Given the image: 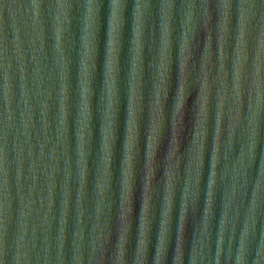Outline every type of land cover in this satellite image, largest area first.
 Wrapping results in <instances>:
<instances>
[{"label": "clouds", "instance_id": "9594fccd", "mask_svg": "<svg viewBox=\"0 0 264 264\" xmlns=\"http://www.w3.org/2000/svg\"><path fill=\"white\" fill-rule=\"evenodd\" d=\"M213 2L218 13L215 27L219 48L218 74L215 76L212 75L217 65L213 59V14L210 11ZM74 5L78 8V16L73 15ZM197 7L202 9L204 17L199 25L195 21ZM234 8L237 17L234 80L232 103L225 112L229 99L226 62L229 60L230 23ZM258 8L264 10V0H235V3L234 0H180L177 23V0H158L155 11L154 0H0V70L3 73V101L7 105L4 119L0 121V264H85L86 259L87 264H169V259L171 264H185L190 222L192 231L188 264H202L216 214L222 146H225V175L231 164L232 183L230 191H225L220 199L218 246L214 264H221L225 232L231 221V230L235 235L242 208V230L233 264H247L258 217L264 225V216L260 215L261 193L264 192V147L260 149L259 178L255 181L250 203L246 207L244 201L257 158L264 107V81L260 75L264 29H261L255 56V76L251 81L247 113H243L242 71L248 59L246 33L257 17ZM154 16L158 19V25ZM105 17L107 29L102 80H99L100 32ZM261 19L264 20V13ZM48 21L51 22V58L45 37ZM128 25L126 122L120 144L119 174L116 177L114 165L117 141L121 138L120 57L124 51V33ZM28 53L34 65L32 88H29L27 79ZM146 55L150 57L147 68L151 71V92L147 102L144 92ZM13 59L19 68L20 99L23 103L20 112L23 131L17 130L16 160L22 165L26 144L31 159L29 172L32 183L27 195L22 191L20 193V224L14 241L9 245L8 224L12 198L8 138L15 117L9 70L13 66ZM174 71L176 85L174 94L170 95ZM213 81L219 82L214 104L211 89ZM33 97L37 98L39 106V128L34 121L36 112ZM170 99L169 112L166 110ZM53 107L55 115L50 118ZM146 108L142 207L133 247L136 164L141 154V121ZM213 108L215 118L209 174L203 207L199 208ZM169 115L170 135L166 150L161 154L160 147ZM33 130L39 145L36 158H33L36 147L32 142ZM186 132L190 137L187 144ZM20 135L26 139L20 141ZM237 142L239 152L233 155ZM49 144L50 151L46 153ZM61 158L64 167L63 181L59 185L57 216L54 206ZM41 172L44 187L36 183ZM22 174L23 167H17L16 180L20 189L23 187L19 183ZM73 180L77 186L69 243ZM114 180L118 188V205ZM158 183L162 186V196L159 230L153 243L154 217L151 210ZM178 193L179 214L172 249ZM37 197L38 208L35 207ZM89 202L91 211L86 208ZM198 209L200 215L197 220ZM34 210L37 222L33 224L28 238L29 217ZM54 221H57L55 236ZM38 229L42 232V239L37 235ZM229 259H232L231 240ZM254 264H264V233L259 239Z\"/></svg>", "mask_w": 264, "mask_h": 264}, {"label": "water", "instance_id": "95a60500", "mask_svg": "<svg viewBox=\"0 0 264 264\" xmlns=\"http://www.w3.org/2000/svg\"><path fill=\"white\" fill-rule=\"evenodd\" d=\"M179 3L180 0H177V23L179 22ZM235 3V0H234ZM158 6V0H154V11ZM47 13V9L45 10ZM210 11L213 14V51L215 53L213 59L214 62H216V67L213 68L212 75L215 76L218 74V53H219V48H218V43H217V29H216V24H218V13L215 9V4L213 2V7L210 9ZM264 13V10L257 9V17L255 20L252 21L250 24L248 31L246 33V41H247V54H248V59L245 62L243 71H242V89H243V96L242 99L244 100V106H243V113H247V106L249 102V94L251 92V81L254 79L255 76V56L259 48V33L261 29H264V20L261 19V15ZM73 15L78 16L79 11L77 6L74 5V12ZM45 19L47 20L48 17L45 15ZM154 21L158 25V19L154 16ZM203 13L202 9L197 7L195 10V21L197 24H202L203 22ZM236 13H235V8L233 9L232 13V20L230 23V45L228 47V53H229V60L226 62L227 63V70H228V77H227V84H228V89H227V95L229 97L226 106H225V112H227V108L231 105L232 100V83L234 80V67H233V61H234V45H235V28H236ZM75 24V21H74ZM130 25L126 26L125 33H124V38H125V47L124 51L121 54L120 61H121V96H122V103H121V115H120V133H121V138L120 140L117 141V150H116V160H115V176L118 177L119 174V161H120V144L123 138V131L125 127V122H126V109H127V98H126V87H127V39H128V28ZM106 17L104 19L103 26L101 28L100 32V56L98 57V67L97 71L101 75L98 76L99 80H102V66H103V53H104V44H105V39H106ZM45 37H46V48L49 49V58H51V44L52 41L50 39L51 37V22L48 21L45 26ZM22 38L23 33H22ZM26 39V38H25ZM25 47H27V44H25ZM11 54V53H10ZM26 59L29 62L27 64V72H28V86L29 88L33 87V81H32V69L34 68V65L31 64V54L28 53L26 55ZM150 59L149 56L146 55V71H145V87H144V92L146 96V102L147 98L150 96L151 92V71L150 69L147 68V61ZM261 80L264 81V54L261 55ZM12 68L9 70L10 71V76L12 77L11 83H12V110L15 114L14 117V127L9 130V143H8V161H9V185H10V195L12 198V207L9 210V224H8V243L9 245L12 244V242L15 239V236L17 235V229L19 228L20 224V193L21 191L23 192L24 195L28 194V188L29 185L32 183L30 179L31 173L29 172L30 164H31V159L28 157L27 154V145L25 144L24 148V158H23V163L22 165L18 164L16 160V152H15V145L17 142V130L20 132L23 131L22 125H21V118H20V112L23 108V103L20 99V73H19V68L18 64L15 59L12 61ZM175 68V65H174ZM197 70H199V63H197ZM47 83V82H46ZM218 81H213L211 84V89L213 93V104L215 103V92L217 90V85ZM176 85V80H175V71L173 72V81H172V93L174 94V89ZM3 73L2 70H0V121L4 119V112L6 110L7 105L3 101ZM252 98L254 100V93L252 94ZM37 98L33 97L32 103L34 105V109L36 112V115L34 116V121L36 122L37 128L40 127L39 125V106L36 103ZM53 103V102H50ZM171 108V99L169 100L168 104V109L166 111L170 112ZM55 111L54 107L53 110L50 112V118H54ZM214 118H215V109L213 108L210 120H209V137H208V145H207V153H206V162H205V172H204V177L202 180L201 184V191H200V202H199V208L203 207L204 203V198H205V192H206V185H207V177H208V165H209V160H210V151H211V141H212V135L214 131ZM187 119V117H186ZM147 122V108L145 109V113L143 116V119L141 121V129H142V135H141V154L140 157L138 158V162L136 164V183H135V200H134V223L132 227V245L134 247L135 245V235L139 226V214L140 210L142 207V192H143V176H144V160H143V151L146 148V137L143 135V127ZM227 123V116L225 115V124ZM179 128V125H178ZM261 138L258 141V146H257V158L256 161L253 165L251 175L249 178V185L247 189V195L244 198L245 201V207L250 203L251 200V193L254 190V184L255 181L259 178V163L261 159L260 155V149L261 147H264V107H262V112H261ZM170 135V115L168 116L167 123H166V128L164 132V140L161 144L160 151L161 154L166 150V144H167V138ZM186 135V140L185 144L188 143V137L187 132L185 133ZM239 138V128L237 130V140ZM26 138L23 135L19 136V140L23 141ZM33 144H36V147L34 149L33 153V158L38 157L39 155V145L36 141V133L35 130H33ZM225 145H226V138H225ZM51 145L49 144L46 146V153L50 151ZM58 152L61 151V149H57ZM225 151V146H222L221 149V164L218 165V178H217V188H216V214L215 218L212 223V234H211V239L208 241V246L204 249L205 252V259L202 262V264H214L215 261V253L217 251V246H218V220H219V211H220V199L222 195L224 194L225 191H230L231 188V176H232V171H231V164L229 167V170L227 172V175H225L224 171V163L225 160L223 159ZM239 152V143L237 142L235 144V151L233 152V155H238ZM92 161L91 159L89 160V166L91 167ZM23 167V174L21 176V179L19 183L23 186L22 189L18 188L17 186V180H16V169L17 167ZM60 167H61V172L57 173V190H56V196H55V211L58 216V208H59V200H60V188L59 185L63 181V167H64V161L63 158L60 160ZM42 168V166H41ZM75 164L73 163V173L75 174ZM91 179V177H90ZM37 185L39 187H44V176L41 172V174L38 177V180L36 181ZM76 183L73 180L72 182V201H73V211L72 215L69 217V243L71 240V233L73 231L72 224H73V217H74V201H75V189H76ZM91 188V185H90ZM114 189L117 191V205H118V188L114 180ZM45 195H46V188H45ZM161 196H162V186L157 185V192L154 195L153 201H152V214L154 217V222H153V243L156 241V237L158 234L159 230V212H160V205H161ZM35 207H39V200L37 197V205ZM86 208L89 209V211L92 210L91 208V203L89 202L86 204ZM178 214H179V193L177 196V207L176 210L174 211V224H173V236H172V249H174V244H175V225L178 220ZM243 214H244V208L241 209V219L237 224L236 232L235 235L233 236L232 230H231V221L229 222V226L225 232V239L224 243L222 245L221 249V264H233L234 261V255L235 251L238 248V240H239V235L242 230V220H243ZM199 209L197 211L196 219H199ZM260 215L264 216V192L261 193V208H260ZM231 216V213H230ZM87 217V213H86ZM37 222V213L35 210L33 211L32 216L29 217V237L31 235V229L33 227V224ZM113 226H115V216H113ZM89 227H90V222H89ZM56 228H57V221L53 222V236L56 235ZM191 231H192V225L191 222L189 224L188 228V235H189V243L186 247V255H185V264H188V253L190 252L191 248ZM262 233H264V225L260 223L259 217H258V223H257V229H256V235L254 238H252V242L250 244L251 252L248 256L247 259V264H254V260L256 257V253L259 250V239L261 238ZM37 235L41 237L42 239V232L38 229L37 230ZM86 235H87V230H86ZM231 240V249H232V259H229V242ZM37 243L39 244L40 241L38 240ZM87 244V241H86ZM55 251V250H53ZM70 255V254H69ZM11 256V253H10ZM86 257H87V250H86ZM85 264H87V259L85 261ZM169 264H171V259H169Z\"/></svg>", "mask_w": 264, "mask_h": 264}]
</instances>
